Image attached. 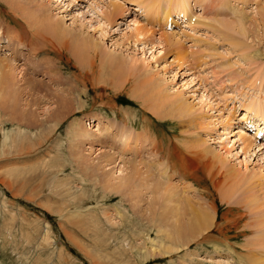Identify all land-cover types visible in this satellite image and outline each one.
<instances>
[{
    "label": "rangeland",
    "instance_id": "1",
    "mask_svg": "<svg viewBox=\"0 0 264 264\" xmlns=\"http://www.w3.org/2000/svg\"><path fill=\"white\" fill-rule=\"evenodd\" d=\"M32 1L74 35L37 32L32 5L0 0V264H240L264 192V0H115L129 9L116 16L113 0ZM136 21L154 30L147 46ZM178 98L195 126L168 116ZM139 163L151 175L126 185ZM187 202L213 220L189 251Z\"/></svg>",
    "mask_w": 264,
    "mask_h": 264
},
{
    "label": "bare ground",
    "instance_id": "2",
    "mask_svg": "<svg viewBox=\"0 0 264 264\" xmlns=\"http://www.w3.org/2000/svg\"><path fill=\"white\" fill-rule=\"evenodd\" d=\"M2 1V0H1ZM3 1H6V0H3ZM10 3H9V5H10V7H12V5H13V8L14 7H16L17 9H19L20 11H24V10H27V11H29L27 8H26V6L25 5H32L33 7H34V9L31 11V13L30 12H22L23 14H24V16H25V18H27V21L28 22H30L31 24V26H32V28H36L37 30V32H38V30H40L41 32L40 33H42V30L43 31H46V32H53L55 35H56V37L58 36V38L57 39H61V38H63V37H61V35H63L64 36V33H66L65 31H67L66 29H63L62 28V22H61V20L59 21V20H52L51 18H50V16L48 15V11L46 10V8L43 6V5H37L36 3H33V1L32 0H22L23 1V3L22 2H20V5H21V7H19V5L18 4H15L14 2H12L11 0H8ZM24 1H26L25 2V5H24ZM110 1V0H109ZM112 1V0H111ZM114 2H110L109 3V6H110V8H112V9H110V11H109V14L111 15V16H116L119 12H121V11H128L127 9L125 10V8H124V3L123 4H119V3H115V0H113ZM124 1V0H123ZM128 2L130 1V2H137L138 3V1L136 0H127ZM153 1V5L155 4V2H156V0H152ZM183 1V0H182ZM118 2H120V1H118ZM180 2V1H179ZM188 2V1H187ZM209 2V1H208ZM212 2V1H211ZM5 3H8V2H5ZM182 3V2H181ZM184 3L186 4V2H183L182 4L184 5ZM210 3V2H209ZM214 4H215V2H213ZM217 3V2H216ZM144 4H148V2L147 3H144ZM149 4H150V2H149ZM176 4V3H175ZM142 5H143V3H142ZM141 6V5H140ZM144 6V5H143ZM138 7V6H137ZM148 7H150L149 5H148ZM152 7V6H151ZM141 8V7H140ZM143 8H145V7H143ZM146 8H147V6H146ZM146 8L144 9V12H146ZM211 8V7H210ZM213 8V7H212ZM215 8V7H214ZM142 9V8H141ZM149 9V8H148ZM184 9V8H183ZM19 10L18 11H16L17 13L19 12ZM185 10L186 11H188V10H190V5H188V4H186L185 5ZM211 10V9H210ZM218 10H219V8H218ZM217 10V11H218ZM233 10V9H232ZM263 10V9H262ZM40 11V12H39ZM220 11V10H219ZM182 12V11H181ZM236 12V11H235ZM233 13H234V11H233ZM244 13V12H243ZM262 15L264 16V12H262ZM15 18V17H14ZM246 20V16H240V19H239V22H241V23H243V25L242 26H244V21ZM32 21V22H31ZM262 21V27H263V34H264V18L261 20ZM139 22L138 21H136V22H134V24H133V26H135V28L133 29V34H134V36H135V38L137 39V42H139V43H141L142 45H145V46H147L146 44H148L149 42H147L146 41V39L147 38H149L150 36H151V34H153L154 33V30H152L151 28H146V25H144V24H142V25H140V24H138ZM214 23H219V21L218 20H215L214 21ZM2 24V23H1ZM208 25H210V24H208ZM242 26H241V29H243L242 28ZM67 32H69V33H71L72 35H74L73 33L74 32H70V31H67ZM37 35H38V33H36ZM75 34H77V33H75ZM79 35V34H78ZM170 36V35H169ZM39 37V36H38ZM46 38L45 37V35L43 34H41L40 35V37H39V39L40 38ZM91 38H88V44H86L87 43V41H86V39H79V37L78 38H75L73 41L74 42H77V41H79L80 40V43H81V45L83 44V45H89V46H91V48H97V47H99L100 46V42L99 41H96V40H90ZM171 39L172 38H169V39H164L165 41V45H167V46H170V45H175V43H172L171 42ZM43 40V39H42ZM149 40H150V38H149ZM177 40V39H176ZM48 41V40H47ZM178 41H180V40H178ZM66 41H64V43H65ZM72 42V41H71ZM73 42V43H74ZM47 43H50L51 45H52V50L50 51V52H56L55 50H57V51H59L58 49H60L61 51H63V50H67V49H69V47H68V45L67 44H64L63 43V45H60V46H55V44L51 41V40H49V42H47ZM62 43V42H61ZM70 43V42H69ZM78 43V42H77ZM76 43V44H77ZM42 44V43H41ZM40 44V45H41ZM150 44V43H149ZM240 44L241 43H237V44H234L233 43V45H235V46H237V45H239L240 46ZM0 45H1V42H0ZM35 45V44H34ZM47 45V44H46ZM172 45V46H173ZM161 46V45H160ZM171 46V47H172ZM3 46H0V48H2ZM71 47V46H70ZM83 48H85V46H82ZM149 47V46H148ZM58 48V49H57ZM98 49V48H97ZM143 50H144V52L146 51L145 49H144V46H143ZM72 52V51H71ZM180 52V51H179ZM183 53V52H182ZM76 54V53H75ZM144 54V53H143ZM178 56L176 57V59L178 60V62L180 61V60H184V57H182V55L183 54H181V52H180V54H177ZM223 57V56H222ZM116 59V58H115ZM120 59V58H119ZM175 59V60H176ZM1 62L3 61V60H0ZM114 62V61H113ZM11 67H13V66H11ZM228 72V71H227ZM80 73V72H79ZM81 74V73H80ZM83 74V73H82ZM83 76V75H82ZM76 78H78L77 76H76ZM84 78H87L86 76H84ZM76 80H78V79H76ZM85 80V79H84ZM79 81V80H78ZM86 81V80H85ZM91 81V80H90ZM238 81V80H237ZM80 82V81H79ZM148 83V82H147ZM149 84H150V82H149ZM154 85V84H153ZM155 86H157V85H155ZM159 86V85H158ZM157 86V87H158ZM154 87V86H153ZM3 88V87H2ZM152 89V88H151ZM0 93H2V94H0V99H5V96H4V94H3V91L2 92H0ZM56 94V93H55ZM57 95V94H56ZM163 95V94H162ZM166 96V95H165ZM204 96V95H203ZM206 96H204V98H205ZM168 98V97H167ZM181 98V97H180ZM182 99V98H181ZM163 100V99H162ZM184 100V99H183ZM63 101H64V99H63ZM164 101H166V98H165V100ZM173 102H174V104H171L170 106L171 107H173L172 109H170L169 110V117H171V118H174V119H178V120H180L179 122H182L181 124H183V127H185V126H191V127H193V126H195V125H193V121H194V123H195V119H194V117H192L191 118V116L192 115H190L191 114V108L185 103V102H183L182 100H179V98L178 99H175V100H173ZM172 102V103H173ZM177 102V103H176ZM175 103H176V106H175ZM143 105H144V103H143ZM169 105V104H168ZM247 112V113H246ZM245 112V114H244V118H251V116H252V113L253 112H248V111H246ZM230 113H232V112H230ZM156 114H158V113H156ZM165 114L166 113H160L159 115H157V117L158 118H160V119H163L164 117H165ZM254 115V114H253ZM263 117V119H261V121H259V120H256L257 121V123H259L260 125L262 124V123H264V116H262ZM262 117H260V118H262ZM185 119L184 121H182V119ZM222 118V117H221ZM254 118V117H253ZM222 119H224L223 121H222V123L223 122H226V119L225 118H222ZM229 121L227 120V123H226V126L229 128V123H228ZM97 123V122H96ZM197 123V122H196ZM256 125H258V124H256ZM259 125V126H260ZM91 127V126H90ZM239 127V126H238ZM98 128H99V124H98ZM196 128V127H195ZM227 128V129H228ZM20 129H22L21 127H20ZM239 129V128H238ZM23 131H25V130H23ZM23 131H21V132H23ZM243 129H241V127H240V131H236L235 133H233L232 135L234 136V135H238V133H240L239 134V140L241 141L242 140V142H246V141H249L250 139L249 138H247L245 135H243ZM261 132V130L258 128V130H256V133H255V137H257V135L259 134ZM263 132V131H262ZM225 133V132H224ZM227 134V133H226ZM230 134V133H229ZM85 135V134H84ZM196 138H197V144H199L200 142L201 143H203L199 138H198V136H196ZM255 141V139L253 140V142ZM251 142H252V140H251ZM252 142V143H253ZM258 142V141H257ZM248 143V142H247ZM246 143V144H247ZM250 144V143H249ZM243 145H244V143H243ZM255 144H253V145H250V146H248V144H247V146L246 147H244V149H242V151L241 152H244L245 153V151L246 150H248V148H252L253 146H254ZM4 146H7V145H5V143H4ZM259 147L260 146V144H258V145H256L255 146V148L256 147ZM262 146V145H261ZM243 147V146H242ZM209 153H212L213 154V152H211V151H209V150H207ZM107 156V155H106ZM110 160V159H109ZM139 165H142V163H139L138 165H134L133 164V166H132V168L131 169H129V175H126L127 176V179H126V185H131L133 182L132 181H135L136 179L135 178H137L138 180H141V178L142 177H144V175H145V173L147 174V175H151V170H149V166H146V165H144L146 168H144V167H142V166H139ZM121 170V169H120ZM168 174V173H167ZM234 176L236 177L235 178V180H237L240 176L238 175V174H234ZM258 176L259 175H257L256 173H254V174H251V175H249L246 179H244V183H245V185H248V186H250V185H252L250 188L251 189H249V191H252L253 190V192L255 193V192H257L258 194L260 193V190H262V189H260L259 188V185H255L254 183H255V181H257L256 179H258ZM150 177V176H149ZM238 183V182H237ZM235 184V183H234ZM168 186H170V185H168ZM172 187V186H171ZM148 188V187H147ZM173 188V187H172ZM259 188V189H258ZM161 191V190H160ZM176 191V190H175ZM155 193V192H154ZM164 193V192H163ZM248 193V192H247ZM256 193V194H257ZM252 194V193H251ZM261 194V193H260ZM255 195L254 196V194H252L251 196L252 197H255V199H253V208H256L258 211H256V212H258V220H257V222H255V224H250V223H248V225L250 224V226L252 225V228H254L255 230V233L254 232H251V233H253L252 235H253V238L252 239H250L249 240V238H248V235H247V240L248 241H246V243H244L243 244V247H245V254H244V256H242V258H241V260H240V264H264V200H262L263 202L261 203V199L263 198L262 196L264 195V192H263V195ZM246 196V195H245ZM165 197V196H164ZM166 199H167V201H169L171 198L169 197V196H166L165 197ZM177 199V198H176ZM229 199H228V197L227 198H223V197H221V201H226L227 203H229V201H228ZM235 202V201H234ZM245 202V201H244ZM239 203V202H238ZM238 203H237V205H238ZM236 205V206H237ZM242 206V205H241ZM184 207H186V208H188V210L191 212V216H192V222L191 223H189V224H182V225H180L179 227H178V229H177V233L179 234V233H181V236H180V239H181V244H182V246H184V248L187 250V251H189L190 250V248L192 247V244H193V240L194 239H199L198 241H196L195 242V244L197 245H204L205 243H207V242H209L210 241V236L209 235H206V232L210 229V226H213V220H212V217H211V215H210V213H208L206 210H203V209H200V208H195L194 206L192 207L188 202H187V204L184 206ZM240 207V206H239ZM252 207V206H251ZM252 208V209H253ZM247 214H249V212L247 211ZM252 215V214H251ZM254 215H255V213H254ZM243 216V215H242ZM248 216H250V215H246L245 217H247L248 218ZM244 217V218H245ZM251 218V217H250ZM250 218H248L249 220H252V218L250 219ZM246 219V218H245ZM256 219H257V217L255 218V220L254 221H256ZM254 221H252L253 223H254ZM247 226V225H246ZM245 226V227H246ZM244 228V227H243ZM242 228V229H243ZM250 228H248L247 230H249ZM242 231H245L244 229L242 230ZM244 238H245V236H244ZM246 240V239H245ZM244 241V240H243ZM232 249H234V248H232ZM175 250H179V247H177V248H175ZM166 251V250H165ZM171 249H169L168 251H166V253H171ZM237 255L239 256V254L237 253Z\"/></svg>",
    "mask_w": 264,
    "mask_h": 264
}]
</instances>
